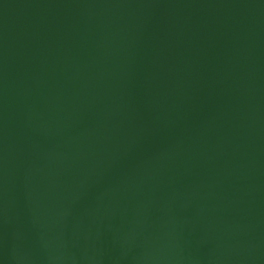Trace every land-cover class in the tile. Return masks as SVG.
<instances>
[{"label": "water", "instance_id": "obj_1", "mask_svg": "<svg viewBox=\"0 0 264 264\" xmlns=\"http://www.w3.org/2000/svg\"><path fill=\"white\" fill-rule=\"evenodd\" d=\"M0 264H264V0H0Z\"/></svg>", "mask_w": 264, "mask_h": 264}]
</instances>
